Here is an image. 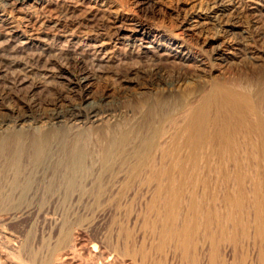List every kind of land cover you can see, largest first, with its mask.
I'll return each mask as SVG.
<instances>
[{
  "label": "bare ground",
  "instance_id": "6f19581e",
  "mask_svg": "<svg viewBox=\"0 0 264 264\" xmlns=\"http://www.w3.org/2000/svg\"><path fill=\"white\" fill-rule=\"evenodd\" d=\"M27 1L33 0H1L11 15ZM163 1L130 0L124 10L146 16ZM117 3L107 7L114 10L111 35L91 40L55 34L53 23L47 35L37 30L26 37L11 23L8 31H0V215L36 213L48 226L40 235L13 237L8 251L22 264H66L76 257L81 264H264L257 168L264 166V89L252 92L264 82V52L241 49L234 40L237 35L245 44L260 37V18L242 27L245 15L258 8L253 0H192L189 12H178L170 35L155 44L149 40L153 27L143 18L120 16L124 6ZM180 36L195 38L205 55L181 51ZM63 40L77 43L93 71H51L53 41ZM15 45H28L33 53L18 60L10 53L26 50L16 51ZM121 47L122 66L165 56L182 69L192 66L194 73L206 72L207 63L217 72L234 64L245 71L231 81L213 79L207 90L186 92L180 73L166 77L154 66L139 83L138 69L126 68L100 89L97 82L108 74L106 67L115 65ZM55 53L66 63L74 58L64 49ZM254 69L257 76L249 71ZM33 77L37 83L27 86ZM56 80L70 98L65 90L43 96L48 81ZM174 93L177 116L166 127L150 128L157 107ZM237 137L247 139L255 164L248 174L239 166L244 159H237ZM222 160L234 168L222 167ZM206 161L217 164L213 183L201 174ZM247 178L253 182L248 191ZM224 181H231L229 189ZM80 234L88 236L86 258L76 251Z\"/></svg>",
  "mask_w": 264,
  "mask_h": 264
},
{
  "label": "rangeland",
  "instance_id": "374dc122",
  "mask_svg": "<svg viewBox=\"0 0 264 264\" xmlns=\"http://www.w3.org/2000/svg\"><path fill=\"white\" fill-rule=\"evenodd\" d=\"M14 1L15 0H9L8 4H13ZM38 1L39 2H37V3H34V0L33 1H27V2L23 3L18 8H15V10L12 12L14 14L11 15V14H9V12H11V11H9V8L5 9V7H3L4 6L3 3L0 0V17H2V18L4 17L2 23L0 24V31H2V32L8 31V27L11 23V25L13 27H17L19 29V31L23 30V34L25 32L26 37H28L31 34L30 33L31 31L34 32L37 30H43L45 35H47L48 33L51 32L50 29L53 26L50 23H53V24H56V28H55V32H54L55 34L62 35V34L67 33V34H73L74 37L75 38L77 37V39H79V40H82V39L91 40V39H94V37L97 35H101V34H105V33H106V35H107V33L111 35L110 28H108V24H109V21L111 20V18L113 17L112 15H114L113 14L114 10L112 13V9H108L107 7H111L110 5H112V3L116 4L118 2L117 3L118 6H122V7L124 6L122 8L123 11L121 13H119V14H121L120 16H123L124 18L129 19V20H133V21L134 20L136 21L137 19L141 20L143 18L144 20L142 19L141 21H144L147 24L151 25V28L153 27L152 28L153 31H152V34H151L149 40H153L155 44L156 43L161 44V43H163L162 41H164V39L170 35V25L171 24L178 25L177 21H175V19L177 20L178 12L181 9H182V11L184 10V11L189 12L191 10L190 6H192V0H186V1L185 0H168V1L165 0V1H163L162 5L161 4L159 5L156 12L149 14V15H146V16H143L137 12L136 13L131 12V14H129L130 13L129 11L128 12L125 11L126 10L125 6L128 5L130 0L129 1L128 0H107V1L106 0H97V1L91 2L90 4L88 3L89 1H87V0H70V1L69 0H65V1L64 0H38ZM177 1L179 3H176ZM39 3H41V4H39ZM253 3L255 5V7L258 8V11H255V10L249 11L245 15V18L242 19L244 21L242 23V27H245V28L247 26L250 27L251 21L254 18H260L262 25H261V27H259L260 30L259 29L257 30L260 37L255 38V39L251 38L250 41L245 43L246 47H245V44H240V39L237 35H235V37H234L235 39L234 38L233 39L236 41V42L235 41L234 42L237 45H240L239 47L241 49L258 50L259 52L261 51V53H263L264 52V30H263L264 29L263 28L264 21H262V20H264V0H253ZM94 4H95V6H94ZM99 4H101V5H99ZM28 8H29V10H27ZM128 8H129V6H128ZM160 10H161V12H160ZM102 11H104V12H102ZM124 12H126V13H124ZM209 13H210L209 11L208 12L201 11L200 14H201V16H206V15H209ZM102 15H103V17H102ZM250 15H252V17ZM18 16L21 18H19ZM136 16H138V17L136 18ZM16 17H18V18H16ZM33 17H35V18H33ZM99 17H100V19H99ZM20 22H22V23L20 24ZM106 22H108V23H106ZM42 24H44V25H42ZM25 25L27 28L25 27ZM173 25H171V28L174 27ZM37 26H39V27H37ZM32 27H33V29H32ZM75 27L76 28L78 27V28L76 29ZM48 30H50V31L48 32ZM249 31H251L250 32L251 35H253V33L256 32V30L254 31V29L252 27L249 28ZM157 34H158V36H157ZM181 38L183 39V37L180 36V39ZM262 38H263V41H262ZM182 39H181V41L184 40L185 42L183 43V47L181 48V51H183L185 54L189 53L192 56L199 57L201 55V52H202L205 55V53L203 52V49L201 48L200 42H197L195 38L194 39L185 38L183 40ZM0 43L2 46H4L3 40H0ZM75 44H77V43H74V41L73 42L68 41L67 43L65 40L56 41V42L53 41V46L55 48V52L60 50V49H64L66 51H70V53L74 55V58H73V60H71L72 62L69 61L68 63H66L61 58L59 59V57H57V55H55L57 53L53 52V54H52L53 56H51V58L54 59V60H52V63L55 62V64H52V66L50 68L52 72H55V73L58 72L59 68H62V69L67 68V71L68 72L70 71L71 74H73L74 71H75V73H77L80 70H86L87 68L92 70L90 68V65L88 64V62L85 63L87 61V59H85V57L82 58V53H81L82 51H80V49ZM25 47L26 48L21 47L19 45L18 46L15 45L14 50H16V51L26 50V52L22 53L21 55H18V54L14 55V53H10V55L13 57H16L18 60H20V58H24L27 55H29L30 53H33L32 51L29 50L30 46L25 45ZM74 49H75V51H74ZM115 53H116L115 57L117 59L115 65L108 66L109 68L106 67V71L108 72V74H106V76H104L103 80H101L100 82H97V86L100 89H102L105 86V84L107 85V84L112 82L111 79L113 77V74L116 73V71L121 72L122 70H124L126 68L138 69V71H139V75H138L139 83L145 82L144 80L146 78L142 77V74H147V72L149 73L151 68L154 66L159 67L161 70L160 74H163L166 77L176 76L178 73H180V74H182V77L180 78V80L182 79L181 80L182 88H183V91H186V92H194V91L201 90V89L207 90L210 87V84H211L210 82L213 79L214 80H220V81H222V80H230L231 81L232 78L239 73V71H245V69H244L245 67H243V65L236 66L234 64L230 70L217 72L216 69L210 70V64L207 63L206 64L207 68L205 69L206 72L201 74V73L195 71V73H194L193 72L194 68L192 66L189 65L187 68L182 69L183 66L180 67V65L178 63H175V64L172 63L165 56L161 61H153V62L148 61V64H147L145 62H135V61L131 60V61H128L127 64L122 66L121 64H118V62L120 60L119 59L120 56L123 53V48L121 47ZM74 59L76 60L75 62H74ZM143 60H145V59H142V61ZM82 61L84 62V64ZM25 63H26V61H25ZM80 63H81V66L77 65ZM177 65H179V66H177ZM78 67H79V69H78ZM249 71L255 72V69L249 70ZM190 72H192V73H190ZM257 74H259V73H257V70H256V72L253 73L252 75L257 76ZM141 77L144 79H142ZM37 81H38V78H36V77L30 78L27 86H29V84L30 85L35 84V82L37 83ZM48 83L49 84L46 85L47 91H45V94H43L44 97L47 96L46 98H50L54 92H57L60 90L62 92L66 91L65 96L70 98L69 92L67 93L66 86H64L65 85L64 83H63V85H61L59 80L52 81V82L48 81ZM260 83H263V84H258V86L256 88H252L253 94H257V92L261 91V89L262 90L264 89V82L261 81ZM260 85H262V86H260ZM161 87L162 86H160L158 88H161ZM74 98H75V101H77L76 100L77 94H76V96H74ZM168 99H169L168 102H162L161 105H159V108L157 107L158 113H157L156 117L155 116L153 117L154 119L152 118L153 121L150 124V128L166 127L168 125V122H170L172 119H174L177 116V114H178L177 110H179V107H180L179 106L180 103L177 102V99H178L177 94L174 93L172 98H168ZM261 104H263L262 107L264 108V100L261 102ZM122 107H124V106H122ZM122 107H120V108H122ZM122 109H124V108H122ZM246 140H247L246 138L237 137L236 142H237L239 149H240L238 156H237V159L238 160H240L241 158L244 159L242 162H239V166L241 167L243 173L248 174L249 172H251V169L254 168L253 165H255V164H254L253 159L250 156V152L248 153V151H250V149L247 147L248 145H247ZM244 156L246 159L244 158ZM202 163H204V162H202ZM220 163H223L221 166L224 168H227L228 170H231L232 168H234L233 163L230 161L222 160ZM252 163H253V165H252ZM204 165L207 168L201 174H202L203 178H205L207 181L213 183L215 180V178L213 177V170L216 168L217 164L215 162H212V161H206V163ZM257 168L260 171L259 176L261 177V182L259 183L260 184L259 192L261 193V198H262L263 203H264V182H263L264 181V172H261L262 168H264V166H262L260 164V165H258ZM207 169H211V172H207ZM208 173L210 174V176ZM230 173L231 172H229V174ZM247 179H245V185H246L245 190L246 191L250 190L251 185L253 184L251 179H249V178H247ZM218 183H219V181H218ZM223 184L227 186V189H229V187L231 185V181H224ZM16 216L12 217L13 218L12 219V218H5L3 215L2 216L0 215V218H1L0 219V264H22V262L19 260H16L15 257L12 256V254L7 249L8 241L13 239V237L15 238L17 236L18 237L22 236V235L24 236V235H26V233H28L27 235H31V233L32 234L36 233V234L40 235L42 233H45L47 228H48V226L43 221L41 216L39 215L40 216L39 217L36 213H26V214H22V215L17 214ZM76 239H77L76 243L78 244V246L76 247L77 248V250H76L77 254L80 253L79 256H83L81 258H86V256H87L86 252L87 251L84 248V245L88 242V236L86 234H80ZM76 258H74V259L70 258L65 263L66 264H81L79 262L80 259L79 258L76 259Z\"/></svg>",
  "mask_w": 264,
  "mask_h": 264
}]
</instances>
